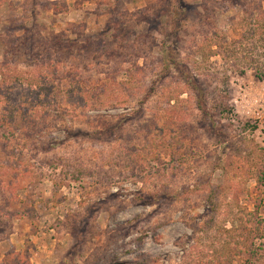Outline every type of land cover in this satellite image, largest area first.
Here are the masks:
<instances>
[{
    "label": "rangeland",
    "instance_id": "1",
    "mask_svg": "<svg viewBox=\"0 0 264 264\" xmlns=\"http://www.w3.org/2000/svg\"><path fill=\"white\" fill-rule=\"evenodd\" d=\"M186 1L177 55L207 116L163 70L162 0H0V264H264V81L247 38L264 0H227L207 26Z\"/></svg>",
    "mask_w": 264,
    "mask_h": 264
},
{
    "label": "trees",
    "instance_id": "2",
    "mask_svg": "<svg viewBox=\"0 0 264 264\" xmlns=\"http://www.w3.org/2000/svg\"><path fill=\"white\" fill-rule=\"evenodd\" d=\"M243 1V0H240ZM201 8L204 10V13L201 16V20H200V24L202 26H207L211 20V16L209 15V11H211V14L214 16H217L218 14H220L221 12H224L226 10H228L227 5H225V2H228L227 0H202L201 1ZM158 20H159V31L161 33L165 32L166 35H180L184 30L185 27L187 26L188 23V18H189V4L187 3L186 0H162L161 2V6L158 9ZM251 10V9H250ZM249 9H243V12L246 14L247 19L249 16L253 17L255 12L251 15V11ZM259 14L257 16V18L259 19L258 21L262 24V27L254 29L252 32H249L247 35V38L253 40L255 35H259V40L257 46H254V44H252L253 46L251 48H249L252 52H254V49H259V53L256 55H254V53L252 54L250 51V58L249 62L251 64L255 65V70H256V77L260 80L264 81V22L262 21V18L264 19V9L262 6L258 7ZM169 27L170 31L167 32L166 28ZM182 39H176L174 36V42H173V47H169L167 49L168 53V57L164 59L163 61V70L165 71V75L170 74L171 69H175L178 73L179 76L184 80L185 84H187L189 87L192 88V90L194 89L198 95H197V106L198 108L203 112V114L205 116H207L208 110H207V106L205 105V91L202 89L201 87V82L195 78L194 72L190 69H188L187 64H184L181 59H180V55H177V50L181 44ZM14 46V44H13ZM17 46V43H15L14 48ZM237 51L236 49H231L227 51V56L228 57H233L235 55H237ZM102 53H95L96 57L99 58L101 56H103L104 54ZM36 60H38V56L35 57ZM33 58V59H35ZM6 68H9V65L5 59V61H2L0 63V75L3 76V81L9 79L11 76H9L8 73H6ZM9 71V70H8ZM7 71V72H8ZM167 72V73H166ZM34 82V83H33ZM40 82L36 79V80H32L30 84H39ZM154 83L156 84V81H154ZM155 86H153L150 90L154 89ZM46 89V88H43ZM1 90V89H0ZM7 91L11 92L10 89H8ZM85 108V105L83 106ZM80 108V107H79ZM226 108V107H225ZM5 110H9V108L5 109ZM16 115V112L19 113L20 108H16L14 107L12 109ZM12 110L10 111L9 116H7V118L5 119H10L9 122H7V124L9 126L12 125V128L15 127L17 128L19 131V133H21L22 135L25 133V130L28 129V127H24L25 123H22L24 119L19 121H16L14 119V114L12 112ZM77 109H75V106L73 109H70V112L73 113L74 115H77ZM69 111H67V113H70ZM24 113V111H23ZM24 114H29V112H26ZM29 127H34L33 124L30 122L28 123ZM27 128V129H26ZM113 129V128H110ZM109 130V129H108ZM107 129L105 128L97 131L95 133H90V132H85L84 136H98V135H103L104 132L106 133ZM24 132V133H23ZM50 147L48 146V149ZM160 195L157 194H150L149 195V204H154L157 199H159Z\"/></svg>",
    "mask_w": 264,
    "mask_h": 264
}]
</instances>
